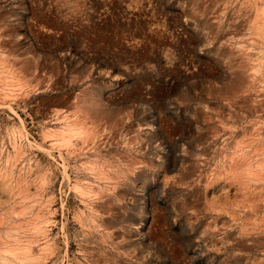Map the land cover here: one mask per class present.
I'll use <instances>...</instances> for the list:
<instances>
[{
    "label": "rangeland",
    "instance_id": "obj_1",
    "mask_svg": "<svg viewBox=\"0 0 264 264\" xmlns=\"http://www.w3.org/2000/svg\"><path fill=\"white\" fill-rule=\"evenodd\" d=\"M0 264H264V0H0Z\"/></svg>",
    "mask_w": 264,
    "mask_h": 264
}]
</instances>
